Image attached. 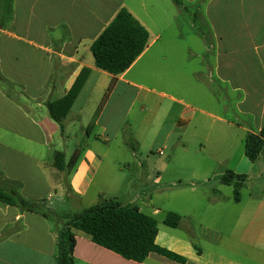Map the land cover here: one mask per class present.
Segmentation results:
<instances>
[{"label":"crops","instance_id":"1","mask_svg":"<svg viewBox=\"0 0 264 264\" xmlns=\"http://www.w3.org/2000/svg\"><path fill=\"white\" fill-rule=\"evenodd\" d=\"M185 1L198 7L205 4L216 38L217 61L210 66V75L215 74L240 95L237 107L241 113L260 118L256 131H249L259 133L264 126V0H182L179 5ZM123 7L148 29L127 0H14L11 18L0 24V187L37 207L23 210L0 201V264H59V230L64 223L92 205L117 200L109 198V190L97 177L105 165L110 143L129 123V111L136 101L134 88L145 89L146 97L161 95L173 102L181 101L132 77V69L149 53L155 39L129 69L116 77L113 92L101 108L115 76L96 66L91 46ZM85 68L89 69L86 82L63 121L62 131L50 117L47 102L65 96ZM116 94L119 97L114 99ZM130 95L133 99L127 108L117 107L121 99ZM251 101L254 102L249 104ZM192 117L181 110L175 112L172 106L162 116L158 112L157 139L170 147L173 136L183 133ZM79 130L87 136L97 130L99 135L92 143L75 144L71 153L64 151L67 181L58 183L57 160L49 159L46 149L56 135L61 134L66 141ZM40 132L47 140H40ZM9 134L14 139L9 140ZM99 140L107 143L106 148ZM76 152L78 158L69 164ZM136 165L137 175L129 181L141 177L144 191L151 180L161 184L169 169L166 161H152L145 166L139 160ZM194 166L197 176L200 164L195 162ZM208 176L199 175L197 180ZM260 177L264 183V174ZM113 189L117 195L119 186ZM67 199L71 207L63 206ZM250 199L241 211L240 231L222 235L217 243L236 241L241 252L251 250L250 255H241L240 259L219 256L211 247L199 251L193 237L188 240L161 230L158 224L157 244L182 256L184 261L157 252L142 262L127 259L78 232L75 264H264V192L250 193ZM88 201L87 207L81 208ZM46 211L49 216L43 214ZM157 212L158 209L154 211ZM183 223L182 219L179 226ZM225 248L226 252L232 251L229 246Z\"/></svg>","mask_w":264,"mask_h":264},{"label":"rangeland","instance_id":"2","mask_svg":"<svg viewBox=\"0 0 264 264\" xmlns=\"http://www.w3.org/2000/svg\"><path fill=\"white\" fill-rule=\"evenodd\" d=\"M203 4L198 7L187 1L180 6L175 0H127V5L148 26L150 41L156 39L149 53L132 69V77L140 84L155 87L181 101L173 102L161 95L148 94L146 97L145 89L134 88L136 101L129 111V123L110 143L97 181L107 187L109 198L135 204L143 212L153 215L161 230L188 240L193 237L199 251L211 247L219 256L240 259L241 255H250L251 250L245 248L241 252L236 241L217 243L222 235L240 231L241 211L250 203V193L264 192V183L260 180L264 174V153L255 163H251L245 154L246 137L250 130L256 131L260 118L241 113L237 107L240 95L219 81L215 74L210 75V66L217 61L216 38ZM112 92L113 89L107 94L106 101ZM132 99V95L121 99L117 107L127 108ZM171 106L175 112L181 110L193 117L184 126L183 133L173 136L174 143L164 147L156 137L160 127L156 115L158 112L164 115ZM98 135L97 130L90 136L79 130L66 142L58 134L51 139L47 156L59 160L62 153L65 159L64 151L68 149L71 153L75 144L92 143ZM39 137L41 141L47 140L41 132ZM8 139H14V135L9 134ZM101 144L107 146L105 142ZM139 160L145 162V166L152 161L169 162L163 182H147L146 191L140 186L141 177L130 182L129 179L137 175L135 169ZM195 162L200 164L197 176L209 175L206 180H197L192 169ZM56 166L57 182L64 183L67 168ZM227 170H238L247 176L240 188L241 203L235 199V187L221 180ZM118 186L120 190L115 195L113 188ZM88 203L82 204L81 208L87 207ZM63 206L71 207L72 204L67 199ZM156 209L157 214L154 213ZM169 211L181 214L185 223L177 228L166 225L164 220ZM228 246L231 252L225 251Z\"/></svg>","mask_w":264,"mask_h":264},{"label":"trees","instance_id":"3","mask_svg":"<svg viewBox=\"0 0 264 264\" xmlns=\"http://www.w3.org/2000/svg\"><path fill=\"white\" fill-rule=\"evenodd\" d=\"M181 4L182 0H175ZM14 0H0V24L2 25L13 14ZM150 32L147 27L126 7L119 10L110 24L93 42L91 50L95 57L96 66L112 73L113 79L109 90L116 82V77L139 58L149 46ZM89 69L85 68L78 75L69 92L54 101L47 102L50 117L64 130L63 121L71 110L78 94L86 82ZM107 94L101 108L106 102ZM264 146V126L259 133H249L246 137L245 154L255 163ZM57 160L59 168L64 169V154ZM78 152L71 157L69 164L78 158ZM247 176L227 170L222 176L224 184L235 187V199L241 200L240 188ZM0 201L16 205L23 210H34L37 207L22 197L16 196L0 187ZM39 210V209H38ZM49 216V212H43ZM182 216L178 212L169 211L165 224L177 227ZM158 221L132 203L124 204L117 200L103 201L92 205L72 215L59 230V264H75L74 249L78 232L85 233L95 243L111 249L127 259L145 261L152 252L165 255L171 259L184 261L185 258L157 244Z\"/></svg>","mask_w":264,"mask_h":264}]
</instances>
